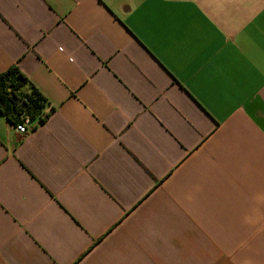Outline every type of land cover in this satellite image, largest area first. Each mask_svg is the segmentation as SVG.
Instances as JSON below:
<instances>
[{
  "label": "crops",
  "instance_id": "crops-1",
  "mask_svg": "<svg viewBox=\"0 0 264 264\" xmlns=\"http://www.w3.org/2000/svg\"><path fill=\"white\" fill-rule=\"evenodd\" d=\"M0 264H264V0H0Z\"/></svg>",
  "mask_w": 264,
  "mask_h": 264
},
{
  "label": "trees",
  "instance_id": "trees-1",
  "mask_svg": "<svg viewBox=\"0 0 264 264\" xmlns=\"http://www.w3.org/2000/svg\"><path fill=\"white\" fill-rule=\"evenodd\" d=\"M46 99L16 65L0 72V110L12 122L21 111L39 117ZM47 117V114H45Z\"/></svg>",
  "mask_w": 264,
  "mask_h": 264
},
{
  "label": "built area",
  "instance_id": "built-area-1",
  "mask_svg": "<svg viewBox=\"0 0 264 264\" xmlns=\"http://www.w3.org/2000/svg\"><path fill=\"white\" fill-rule=\"evenodd\" d=\"M46 103L47 102H45V104ZM45 114L46 113L43 111V109L41 113H39L40 117L42 118L45 117ZM38 121H39V117L33 119L25 111H21V113L18 114V116L11 122V124L13 125L15 130L18 131L19 133L27 134L37 125Z\"/></svg>",
  "mask_w": 264,
  "mask_h": 264
}]
</instances>
